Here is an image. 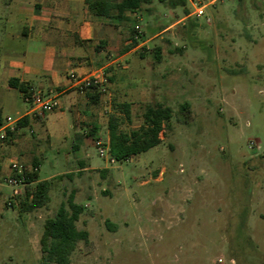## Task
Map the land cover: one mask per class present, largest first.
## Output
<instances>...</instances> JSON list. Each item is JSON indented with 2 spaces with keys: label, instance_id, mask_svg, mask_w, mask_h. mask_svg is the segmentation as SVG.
<instances>
[{
  "label": "rangeland",
  "instance_id": "374dc122",
  "mask_svg": "<svg viewBox=\"0 0 264 264\" xmlns=\"http://www.w3.org/2000/svg\"><path fill=\"white\" fill-rule=\"evenodd\" d=\"M148 7L137 24L153 37L150 48L127 60L135 58L134 70L121 66L107 82L89 160L43 164L41 178L65 174L51 205L31 212L20 210L24 196L8 206L13 189L0 184V264H42L44 222L72 191L85 206L77 225L89 238L71 264H264V0L225 2L210 25L182 7ZM118 102L131 103L126 131L143 124L149 104L173 109L162 142L123 162L99 154ZM2 115L17 116L10 108ZM88 164L97 170H79Z\"/></svg>",
  "mask_w": 264,
  "mask_h": 264
},
{
  "label": "crops",
  "instance_id": "0c3cea01",
  "mask_svg": "<svg viewBox=\"0 0 264 264\" xmlns=\"http://www.w3.org/2000/svg\"><path fill=\"white\" fill-rule=\"evenodd\" d=\"M124 24L94 15L86 0H0V120L3 124L6 117H11L2 115L5 108L15 111L16 124L26 119L13 131L15 141L0 145V169L6 170L10 160L17 157L32 162L30 166L37 164L38 181L51 182L50 205L57 196L53 184L65 172L41 178L42 165L63 169L73 160L90 157L87 129L92 124L99 127L98 105L103 93L94 103L88 82L100 75L115 81L119 67L134 70L135 58L129 63L127 60L139 49L150 48L153 37H142L134 48L123 51L131 42ZM11 79L56 98L59 107L33 120L29 115L31 105L18 87L10 86ZM13 91L21 95L24 107L17 104ZM97 168L88 164L79 170Z\"/></svg>",
  "mask_w": 264,
  "mask_h": 264
},
{
  "label": "trees",
  "instance_id": "16d2710c",
  "mask_svg": "<svg viewBox=\"0 0 264 264\" xmlns=\"http://www.w3.org/2000/svg\"><path fill=\"white\" fill-rule=\"evenodd\" d=\"M154 0H86L89 10L97 16H105L117 20L119 23H130L131 42L123 48L128 51L134 48L139 40V17L148 14L151 9L148 7ZM170 8L182 7L185 14L189 13L187 0H156ZM242 1V0H241ZM242 3V2H240ZM145 50V48L143 49ZM144 56V53H141ZM157 59H160L161 48L155 51ZM112 80L111 76H108ZM10 86L18 87L26 94L28 87L18 85L15 79L10 80ZM90 98L95 103L98 101L101 92L92 80L88 84ZM116 113L109 117V153L118 162L127 161L132 156L145 152L162 142V135L165 128L169 126V121L173 115V109L160 102L149 104L143 114V124L139 128L129 131L121 128L122 123L131 121V103L118 102L114 104ZM181 109H189V103L182 104ZM26 119L18 122L23 125ZM2 122L0 120V127ZM99 127L92 124L87 129L86 137L91 141L96 140L95 134ZM9 139L14 133L7 131ZM9 139H5L6 141ZM3 140L0 138V145ZM36 170L27 172V185L23 200L20 202L21 212H31L35 209L48 205L51 198L49 195L51 182L48 180L38 181L37 164L33 166ZM67 176H70L69 174ZM85 206L75 201V192L72 191L66 202H62L56 214L48 217L44 222L43 233L40 238L42 251V264H71V256L80 241H87L89 231L80 229L77 225ZM245 218V211L242 215ZM244 221V220H243Z\"/></svg>",
  "mask_w": 264,
  "mask_h": 264
},
{
  "label": "built area",
  "instance_id": "2783aa9c",
  "mask_svg": "<svg viewBox=\"0 0 264 264\" xmlns=\"http://www.w3.org/2000/svg\"><path fill=\"white\" fill-rule=\"evenodd\" d=\"M231 0H187V8L189 13L186 15L187 18H194L203 21L205 24L210 25L213 21L212 10L219 7L225 2ZM138 39H142L143 34L140 28H138ZM98 86L100 92L104 93L107 91V78L104 75L95 76L90 81ZM89 81V82H90ZM88 82V84H89ZM24 100L31 105L29 110L30 117L35 119H42L47 114L55 111L59 107V102L56 98H49L42 95L39 92L34 91L32 88L27 89L24 94ZM17 120L12 117H6L5 122L0 127V138L4 141L9 139L7 131H15ZM2 142V143H3ZM1 143V144H2ZM100 145V141H97ZM99 154L106 156L109 153L108 147H100ZM115 159L112 158V161ZM36 170L33 166L28 167L21 163L17 158H12L6 170L0 169V184L9 186L13 189L10 197L8 198L7 204L13 207L18 202L19 197L24 196L25 187L27 185V172Z\"/></svg>",
  "mask_w": 264,
  "mask_h": 264
}]
</instances>
